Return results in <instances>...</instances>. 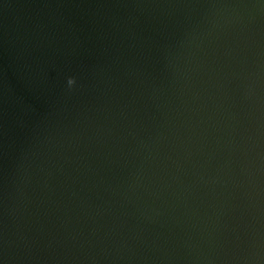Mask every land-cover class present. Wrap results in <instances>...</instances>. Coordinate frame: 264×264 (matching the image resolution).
Masks as SVG:
<instances>
[{
	"label": "water",
	"instance_id": "water-1",
	"mask_svg": "<svg viewBox=\"0 0 264 264\" xmlns=\"http://www.w3.org/2000/svg\"><path fill=\"white\" fill-rule=\"evenodd\" d=\"M0 264H264V0H0Z\"/></svg>",
	"mask_w": 264,
	"mask_h": 264
},
{
	"label": "clouds",
	"instance_id": "clouds-1",
	"mask_svg": "<svg viewBox=\"0 0 264 264\" xmlns=\"http://www.w3.org/2000/svg\"><path fill=\"white\" fill-rule=\"evenodd\" d=\"M67 84L69 87L73 86L75 84V79L73 77H69L67 79Z\"/></svg>",
	"mask_w": 264,
	"mask_h": 264
}]
</instances>
